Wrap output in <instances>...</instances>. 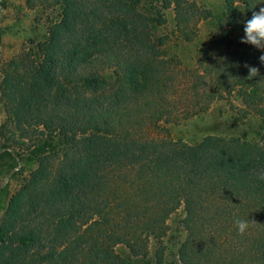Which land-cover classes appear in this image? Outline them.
Returning <instances> with one entry per match:
<instances>
[{
    "label": "trees",
    "instance_id": "16d2710c",
    "mask_svg": "<svg viewBox=\"0 0 264 264\" xmlns=\"http://www.w3.org/2000/svg\"><path fill=\"white\" fill-rule=\"evenodd\" d=\"M225 3L220 34L187 68L167 45L193 42L213 17L194 0H26L46 35L1 69L0 264H136L118 245L164 264L180 208L181 264H264V51L241 43L264 0ZM168 9L174 28L159 34ZM245 63L260 76L246 79ZM182 95L199 112L235 95L262 120L258 138H174ZM237 218L250 219L244 235Z\"/></svg>",
    "mask_w": 264,
    "mask_h": 264
},
{
    "label": "rangeland",
    "instance_id": "374dc122",
    "mask_svg": "<svg viewBox=\"0 0 264 264\" xmlns=\"http://www.w3.org/2000/svg\"><path fill=\"white\" fill-rule=\"evenodd\" d=\"M199 5L209 9L213 17L200 22L199 35L193 42H183L173 38L167 45L170 54H177L182 61V67L192 68L195 66L196 53L204 44L208 43L220 34V21L223 19L226 3L225 0H194ZM167 24L158 28V33L163 34L174 28L173 9L165 11ZM45 16L40 15L36 10H31L26 5V0H0V74L5 61L17 55L22 46H28L32 41H39L46 35ZM238 42V36L231 34ZM184 88L192 86L193 82L189 70L184 69L182 74ZM104 76L109 78L111 71H105ZM180 83V74H179ZM2 76L0 75V83ZM190 80V83L188 81ZM1 97V96H0ZM183 100L179 101V111L174 124L168 126L174 138H181L188 143L200 141L207 135H218L226 137H240L248 140H256L261 131L262 120L255 116H243L242 102L235 95L229 100L214 101L207 107L206 111L199 112L192 100L182 95ZM189 108V109H187ZM4 119L0 99V123ZM20 178H6L4 185H8L10 192L20 185ZM184 218L183 208L175 212L168 221L169 229L164 238L166 245V257L164 264H181L178 259V249L185 239L186 233L182 226ZM157 244L152 240L149 247V260H154ZM118 254L129 260L131 263L141 264L140 260L132 258L130 252L124 245L116 247Z\"/></svg>",
    "mask_w": 264,
    "mask_h": 264
},
{
    "label": "clouds",
    "instance_id": "9594fccd",
    "mask_svg": "<svg viewBox=\"0 0 264 264\" xmlns=\"http://www.w3.org/2000/svg\"><path fill=\"white\" fill-rule=\"evenodd\" d=\"M243 31L244 36L241 39V43L250 44L256 49L264 51V7H260L259 11H253L251 18L245 21ZM259 61L261 64H264V55L259 57ZM243 67L248 70L246 79L251 80L260 76V69L258 67L247 63H245ZM260 82H264V77L261 78ZM254 175L257 180L264 181V168L256 170ZM249 220L237 218L234 221L240 235H244L247 232ZM252 222L255 223L254 221Z\"/></svg>",
    "mask_w": 264,
    "mask_h": 264
}]
</instances>
